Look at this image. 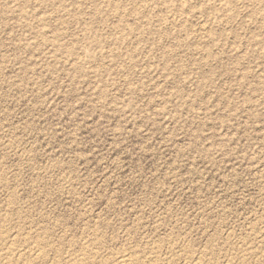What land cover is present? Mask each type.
Instances as JSON below:
<instances>
[{
  "label": "rangeland",
  "instance_id": "obj_1",
  "mask_svg": "<svg viewBox=\"0 0 264 264\" xmlns=\"http://www.w3.org/2000/svg\"><path fill=\"white\" fill-rule=\"evenodd\" d=\"M0 238L264 264V0H0Z\"/></svg>",
  "mask_w": 264,
  "mask_h": 264
},
{
  "label": "bare ground",
  "instance_id": "obj_2",
  "mask_svg": "<svg viewBox=\"0 0 264 264\" xmlns=\"http://www.w3.org/2000/svg\"><path fill=\"white\" fill-rule=\"evenodd\" d=\"M1 181H3V180H1ZM3 212H4V211H3ZM3 212H2V213H3ZM6 212H7V211H6ZM10 215H11V214H10ZM1 218H2V217H1ZM2 219H3V218H2ZM4 219H5V218H4ZM10 225H11V224H10ZM1 227H2V226H1ZM2 228H3V227H2ZM2 228H1V229H2ZM9 229H10V228H9ZM7 230H8V229H7ZM9 231H10V230H9ZM7 232H8V231H7ZM7 235H8V234H7ZM27 236H28V235H27ZM1 237L3 238L4 235L1 236ZM21 237H22V236H21ZM252 237H253V236H252ZM0 239H1V238H0ZM3 239H4V238H3ZM3 239H1V240H3ZM95 239H96V238H95ZM15 240H16V239H15ZM94 241H95V240H94ZM1 242H2V241H1ZM35 242H36V241H35ZM83 242H84V241H83ZM98 242H99V240H98ZM260 242H261V241H260ZM24 243H25V242H24ZM37 243H38V242H37ZM39 243H40V242H39ZM85 243H86V242H85ZM250 243H251V242H250ZM263 243H264V242H263ZM1 244H2V243H1ZM3 245H4V244H3ZM41 245H42V244H41ZM80 245H81V244H80ZM8 246H9V245H7V247H8ZM21 246H22V245H21ZM39 246H40V245H39ZM43 246H44V245H43ZM251 246H252V245H251ZM3 248H4V247H3ZM38 248H39V247H38ZM44 248H45V247H44ZM185 248H186V247H185ZM21 249H22V248H21ZM40 249H41V248H40ZM42 249H43V248H42ZM93 249H94V248H93ZM145 249H146V248H145ZM215 249H216V248H215ZM250 249H251V248H250ZM36 250H37V249H36ZM44 250H45V249H44ZM96 250H97V249H96ZM207 250H208V249H207ZM17 251H19V250L16 249V246H15V247H14V245H13V247L10 246V247L6 248V252H5V254H4L3 256L5 257L6 260H7L9 257H10V260H11V259H12L11 256L14 257V256L17 254ZM40 251H41V250H40ZM86 251H87V250H86ZM135 251H136V250H135ZM246 251H247V250H246ZM256 251H257V250H256ZM0 252H1V250H0ZM151 252H152V251H151ZM155 252H156V251H155ZM242 252H243V251H242ZM244 252H245V250H244ZM81 253H82V252H81ZM100 253H101V252H100ZM218 253H219V252H218ZM1 254H2V253H1ZM36 254H37V253H36ZM83 254H84V253H83ZM98 254H99V253H98ZM128 254H129V253H128ZM130 254H131V253H130ZM136 254H137V253H136ZM142 254H143V253H142ZM245 254H246V253H245ZM20 255H21V254H20ZM25 255H26V254H25ZM32 255H33V254H32ZM32 255L30 256L31 258H29V259H32V257H33ZM81 255H82V254H81ZM125 255H127V254H125ZM202 255H203V254H202ZM202 255H201V256H202ZM1 256H2V255H1ZM3 256H2V257H3ZM45 256H47V255H45ZM45 256H44L43 253L40 252V253L38 254V256L35 255L36 258H33V261H32V260H31V261H32L34 264H41V263H42L41 261L44 260V257H45ZM84 256H85V255H84ZM93 256H94V255H93ZM95 256H96V255H95ZM142 256H143V255H142ZM168 256H169V255H168ZM172 256H173V255H172ZM189 256H190V255H189ZM192 256H193V255H192ZM246 256H247V255H246ZM21 257H23V256L21 255L20 258H21ZM52 257H53V256H52ZM91 257H92V256H91ZM91 257H90V258H91ZM124 257H125V256H124ZM138 257H139V256H138ZM153 257H154V256H153ZM202 257H203V256H202ZM250 257H251V256H250ZM27 258H28V257H27ZM58 258H59V257H58ZM84 258H85V257H84ZM84 258H83V259H84ZM96 258H97V257H96ZM247 258H248V257H247ZM253 258H254V257H253ZM2 259H3V258H2ZM5 259H4V260H5ZM24 259L26 260V258H24ZM34 259H35V261H34ZM83 259H82V260H83ZM86 259H87V258H86ZM126 259L128 260V258H126ZM126 259H125V260H126ZM134 259H135V258H134ZM180 259H181V258H180ZM10 260H7V261H6L7 264H9L8 261H10ZM13 260H14V259H13ZM57 260H58V259H57ZM78 260H79V259H78ZM80 260H81V259H80ZM82 260H81V262H82ZM119 260H120V259H119ZM121 260H122V259H121ZM127 260H126V261H127ZM152 260H153V259H152ZM194 260H195V259H194ZM198 260H199V259H198ZM242 260H243V259H242ZM26 261L28 262V260H26ZM31 261H30V262H31ZM38 261H40V262H38ZM90 261H91V260H90ZM90 261H89V262H90ZM129 261H130V260H128V262H129ZM215 261H216V260H215ZM10 262H11V264H12L13 261L11 260ZM44 262H45V261H44ZM57 262H58V261H57ZM75 262H76V261H75ZM81 262L79 261L78 263H81ZM118 262H120V261H118ZM121 262H122V261H121ZM133 262H134V260H133ZM150 262H151V261H150ZM213 262H214V261H213ZM243 262H244V261H243ZM58 263H59V262H58ZM85 263H87V262H85ZM85 263H83V264H85ZM99 263H100V262H99ZM135 263H136V262H135ZM137 263H139V262H137ZM163 263H164V262H163ZM177 263H178V262H177ZM189 263H190V262H189ZM4 264H5V263H4ZM46 264H47V263H46ZM71 264H72V263H71ZM74 264H75V263H74ZM87 264H88V263H87ZM101 264H102V262H101ZM104 264H106V263H104ZM117 264H118V263H117ZM120 264H121V263H120ZM123 264H125V263H123ZM127 264H128V263H127ZM129 264H131V263H129ZM154 264H155V263H154Z\"/></svg>",
  "mask_w": 264,
  "mask_h": 264
}]
</instances>
